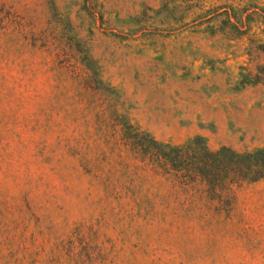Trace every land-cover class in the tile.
Here are the masks:
<instances>
[{
	"label": "rangeland",
	"instance_id": "rangeland-1",
	"mask_svg": "<svg viewBox=\"0 0 264 264\" xmlns=\"http://www.w3.org/2000/svg\"><path fill=\"white\" fill-rule=\"evenodd\" d=\"M263 43L264 0H0V264H264Z\"/></svg>",
	"mask_w": 264,
	"mask_h": 264
},
{
	"label": "trees",
	"instance_id": "trees-1",
	"mask_svg": "<svg viewBox=\"0 0 264 264\" xmlns=\"http://www.w3.org/2000/svg\"><path fill=\"white\" fill-rule=\"evenodd\" d=\"M226 15L229 18L227 22L231 28V32L235 30H239L240 28H248L249 21L245 20V18L238 15L234 8H231L227 11ZM234 20V22H232ZM243 35L240 34V37ZM260 52L264 54V43L259 48ZM138 137L139 136L138 134ZM142 138V137H141ZM146 144V143H145ZM145 144L143 146H145ZM154 144L153 149L151 151H147V154H152L153 159H155L154 164H157L160 168H164L170 172V170L179 171L177 167L183 163H185V159L191 155L194 150L186 147H173L171 145H163L158 144L157 141H152ZM208 148H205V151ZM214 156L217 162L222 159L221 153L211 154ZM232 169H233V181L230 184H241L244 181L255 182L264 178V164L259 165L254 159L252 154H233L232 155ZM214 168V166L212 167ZM198 170V168H197ZM192 169H187V172H191ZM168 172V173H169ZM201 172L202 171H198Z\"/></svg>",
	"mask_w": 264,
	"mask_h": 264
}]
</instances>
